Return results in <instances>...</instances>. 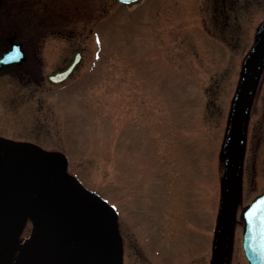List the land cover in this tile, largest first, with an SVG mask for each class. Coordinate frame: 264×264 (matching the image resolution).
Returning <instances> with one entry per match:
<instances>
[{"label":"rangeland","instance_id":"rangeland-1","mask_svg":"<svg viewBox=\"0 0 264 264\" xmlns=\"http://www.w3.org/2000/svg\"><path fill=\"white\" fill-rule=\"evenodd\" d=\"M239 1L230 15L223 0L3 3L0 32L17 34L38 59L25 66L33 83L24 70L0 83V137L62 153L54 177L68 175L116 208L130 264H145V242L160 245L164 232L201 245L218 228L231 116L264 25V0ZM76 50L74 76L45 82ZM263 107L256 85L238 215L264 191ZM31 230L27 221L15 256Z\"/></svg>","mask_w":264,"mask_h":264},{"label":"water","instance_id":"water-1","mask_svg":"<svg viewBox=\"0 0 264 264\" xmlns=\"http://www.w3.org/2000/svg\"><path fill=\"white\" fill-rule=\"evenodd\" d=\"M132 5L142 0H120ZM6 57L2 63L15 62ZM80 53L65 69L49 76L67 79ZM264 59V26L246 62L227 146L226 178L214 264H225L237 196L242 129L252 88ZM65 159L30 142L0 137V264H122L123 243L115 208L67 175L52 177ZM244 245L251 264H264V194L244 211ZM29 242L15 258L26 221Z\"/></svg>","mask_w":264,"mask_h":264},{"label":"flooded vegetation","instance_id":"flooded-vegetation-1","mask_svg":"<svg viewBox=\"0 0 264 264\" xmlns=\"http://www.w3.org/2000/svg\"><path fill=\"white\" fill-rule=\"evenodd\" d=\"M5 0H0V11L2 10L3 3ZM222 0H218V3H221ZM239 0H223V13L230 15L232 9L239 5ZM1 14V12H0ZM5 34V36H3ZM16 48L20 55L15 59L17 61L11 63H2L1 60L4 58L6 54L12 52ZM81 50H76L73 52L69 57H66L62 60L63 65L58 66L57 70H61L66 68L73 60L74 55ZM37 55L35 51L31 54L27 51V48L24 47V43L19 40L18 35L12 32L11 30H2L0 32V83H4L2 79L11 78L15 81L16 77L21 75V71H25L26 74L31 75L28 80L33 83L32 78H34L35 74L32 72L29 73L26 71L25 66H34L37 62ZM83 58V55H82ZM81 64V63H80ZM80 64L77 66L75 72L71 75L70 78L74 76L77 69L79 68ZM264 62L261 64L258 73L255 85L253 87V91L255 86L257 85L259 88L264 87ZM69 78V79H70ZM67 79V80H69ZM45 82H48V78L44 79ZM35 82V81H34ZM51 85L57 86L58 84L50 83ZM61 84V83H59ZM253 94V92H252ZM251 103V100H250ZM250 103L247 110V115L244 121L243 126V135H242V157H243V150L246 148V131H247V117L250 114ZM264 110V107H263ZM264 116V111H263ZM242 159V158H241ZM262 194V193H261ZM259 194V195H261ZM258 195V196H259ZM257 197V196H256ZM238 205V199L236 203V207ZM247 204L240 210L239 215L235 211L233 214L232 220V227L230 231L229 241H228V249L226 255V264H251L249 257L247 256L245 245H244V238L246 233V221L243 218V211ZM119 230L122 236L123 242V262L122 264H130L127 261V239L123 234L122 228H120V219H119ZM164 239L160 245L154 239H148L145 242L144 254L145 264H214L215 263V256H216V228L215 224L212 225V228L207 232V241L203 240V243L199 245V241L194 243H187L186 245L183 244L182 241H176L168 239L167 232H164ZM206 252L205 256L202 257L201 255ZM200 253V254H199Z\"/></svg>","mask_w":264,"mask_h":264}]
</instances>
